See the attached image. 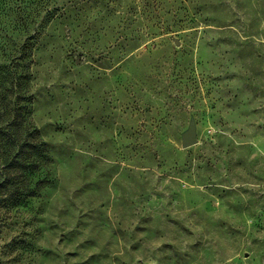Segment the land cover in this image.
Segmentation results:
<instances>
[{
	"label": "rangeland",
	"instance_id": "1",
	"mask_svg": "<svg viewBox=\"0 0 264 264\" xmlns=\"http://www.w3.org/2000/svg\"><path fill=\"white\" fill-rule=\"evenodd\" d=\"M49 4L27 86L53 182L0 203V264H264V0Z\"/></svg>",
	"mask_w": 264,
	"mask_h": 264
},
{
	"label": "trees",
	"instance_id": "2",
	"mask_svg": "<svg viewBox=\"0 0 264 264\" xmlns=\"http://www.w3.org/2000/svg\"><path fill=\"white\" fill-rule=\"evenodd\" d=\"M49 1L0 0V203L39 196L53 182L51 156L31 119L27 86L39 30L59 10Z\"/></svg>",
	"mask_w": 264,
	"mask_h": 264
},
{
	"label": "water",
	"instance_id": "3",
	"mask_svg": "<svg viewBox=\"0 0 264 264\" xmlns=\"http://www.w3.org/2000/svg\"><path fill=\"white\" fill-rule=\"evenodd\" d=\"M188 125L187 129L181 134V147L184 149L196 144L198 141L194 120L191 119Z\"/></svg>",
	"mask_w": 264,
	"mask_h": 264
}]
</instances>
